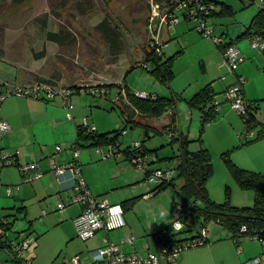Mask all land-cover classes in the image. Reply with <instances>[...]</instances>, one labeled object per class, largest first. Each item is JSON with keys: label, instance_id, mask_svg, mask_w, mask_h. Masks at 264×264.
Masks as SVG:
<instances>
[{"label": "rangeland", "instance_id": "obj_1", "mask_svg": "<svg viewBox=\"0 0 264 264\" xmlns=\"http://www.w3.org/2000/svg\"><path fill=\"white\" fill-rule=\"evenodd\" d=\"M222 1L232 5L235 14L212 17L209 19V25L214 30L213 36L221 37L220 39L226 42L247 29L253 17L262 8V3L260 0L252 4L244 0ZM156 2V0H0L2 89L8 94L16 86L45 81L53 84L60 92L64 88L81 86L87 89L111 84V81H114L116 85L112 87L110 95L84 91L75 93L71 98L74 105L73 115L77 120L84 123L87 118L100 133L114 131L126 124L122 110V98L125 96H121V102H115L120 91L118 84L128 85L131 92L136 94L146 91L169 95L175 90L184 93L188 98L178 102L177 125L193 140L190 148L198 150L202 146L199 140L202 111L190 106L188 100L198 90L213 82L217 90L216 100L233 112L228 120L225 118L226 112L222 111V108L221 111L218 110L220 112L207 123L203 133V144L205 147L207 145L210 147L214 163V173L208 181L210 195L217 202H225L227 189L230 188L233 205L252 206L255 202V191L243 189L238 185L223 155L228 154L240 167L250 166L264 174V136L244 138L242 134L246 129V123L241 113L233 108L231 101L226 99V86L235 83L238 75L228 73L227 68H220V64L224 62L223 53L213 37L199 31L196 20L188 21L181 18L175 25L163 22L156 32L152 25L154 16L158 14L161 19L165 13ZM104 20H107L114 29L113 31L111 29L113 32L111 36L99 27ZM49 32L61 33V40L58 42L50 40ZM223 32L228 36L222 37ZM152 39L162 45L165 57L176 55L173 66L175 76L171 85H165L156 79L151 72V63L149 67L144 65L146 51L150 49L149 44ZM236 44L245 57L239 65L238 72H241L246 79L243 86L246 97L248 100L258 101L257 118L264 122V50L254 48L250 36L242 38ZM202 62L205 63L206 71ZM242 68L244 71H241ZM224 75L227 76V80L224 79ZM10 99H15L12 102L20 106L29 105L31 102L26 101L27 99L43 101L34 97L10 94L2 103V110H5V105ZM50 100L52 101L48 104L59 108H55L56 118L67 119L68 108L60 94ZM171 117L170 112H166L161 117L137 116L142 123L127 124L128 133L122 135V146L126 147L132 145L134 141L145 140L153 156L156 152H160L162 156L176 152L178 143L170 144V138L164 129L171 123ZM235 119H238L241 127H238L239 124H234ZM62 121L57 126H53L50 121L45 124L46 144L52 152L58 145L65 151H70L77 138L75 123L72 126L66 123L67 120ZM256 130L258 131L259 127ZM16 145H18L16 139L11 140L7 137V133L3 136L0 133V155L1 151L6 152L2 149L3 146L7 147L6 149H16L18 147ZM22 148L15 152H24ZM96 148L92 149L97 153ZM84 149L88 148H81V151ZM122 153L124 152H121L117 158L128 166L125 171L130 174V178H140L141 183L145 184L144 187L153 186L146 179V171L136 167ZM98 155L102 158L100 154ZM2 163L3 161L0 160V165ZM175 163L174 160H161L153 165L173 166ZM244 164L246 166H243ZM12 171L19 173L17 166H14ZM23 186L27 187L25 189L27 196L34 195L31 194L34 192L31 184L27 183ZM168 190L173 194L176 193L173 188ZM48 200L50 199H46ZM14 201V198L6 196V185L1 184L0 213L3 216L11 211ZM58 202L53 200L48 204L51 206L54 203L56 207ZM18 204L20 206L23 202L19 200ZM33 212L38 213L39 209H33ZM48 216L43 219L38 218L40 232L48 228L52 214ZM192 220V218L187 220L182 231L171 230V232L176 233L177 238L191 240L192 236L199 235L203 229L201 221ZM23 225H25L24 221H19L10 231L13 239L22 233L35 239L37 233L29 234L25 228L17 229ZM204 228L212 238L215 236L224 238L229 234L214 220L209 221ZM64 237L62 227L51 225L44 234L45 247L42 250L39 248L36 253L46 260L47 264H73L72 252L86 243L78 237L71 240L68 250L64 252L68 256L67 259L62 256L57 263L50 259L52 253L50 250ZM217 245L220 264H256L259 260L264 264V245L257 238H244L240 247L234 241L227 242V240L220 241ZM201 248L202 246H196L185 251L194 250L199 253L198 250ZM48 251L50 254L47 253ZM30 254L31 251L27 255L30 257ZM10 258L8 250L0 249V264H12Z\"/></svg>", "mask_w": 264, "mask_h": 264}, {"label": "crops", "instance_id": "obj_2", "mask_svg": "<svg viewBox=\"0 0 264 264\" xmlns=\"http://www.w3.org/2000/svg\"><path fill=\"white\" fill-rule=\"evenodd\" d=\"M203 63L204 62H202V64ZM220 68H227L228 73L232 72L223 64H220ZM241 71H244L243 68ZM232 73L243 75L241 72H238V70ZM224 79L227 80L226 75H224ZM111 82L113 83L114 81ZM229 86L230 85H227L226 89ZM172 91L182 95L185 99L187 98L184 93L175 90ZM215 91L217 92L216 89ZM12 100L15 101V99H10L5 105V110H1V116L8 120L11 124L12 129L7 133V137H10L11 140L16 139V143L18 144L16 146L18 147L16 149H6L7 147L3 146L2 149H5L6 152L4 151L3 153V151H1L0 160L4 161L5 157L15 158L16 161H14L16 164H4L3 162L0 165V185H6V196L14 198L15 201L12 204L13 207L10 209L11 211L5 213L4 216L0 213V217H6L5 222L12 223V230L19 223V221H24L25 225L17 229L25 228L29 234L37 233L35 239L30 237L34 243V249L30 254V258L34 264H47L46 260L41 258L36 251L39 248L42 250L43 247H45L44 234L47 233L51 225H58L59 227H62L64 229L65 237L61 242L56 244L52 250H50V252H52L51 254L49 251L47 252L51 255V261L57 263L59 261L58 259L62 256L65 259L68 258L67 254H64V252L68 250L71 240L76 237L80 239L75 225V219L82 212L83 208L79 203H73L71 201V197L74 192L71 188L73 183V176L71 172L66 171L59 176L55 172V168L57 166L67 165L73 161V153L71 151H65L62 146L60 151H57L56 149L53 150V152L51 149L49 150L47 148L45 124L50 121L53 126H57L60 122H63L62 120H67L66 123H69L72 126L73 123H75L77 132V126L82 123H80L73 115L74 108L71 110L68 109L67 119H57L55 108H59L52 104H48V102L52 101L50 99H41L43 101L27 99L26 101L31 103L23 106L12 102ZM122 105V108H125L124 102H122ZM60 108L62 109L63 107ZM221 108L222 111L226 112L225 118L229 120V117H232L231 113L233 111L223 105ZM127 115L130 117L128 122H126ZM140 115L141 114L138 111H135L132 107H130V114L124 115L125 123L129 124L130 122H134L133 124H137L139 122L141 124L142 122L137 119V116ZM234 124H239L238 127H241L238 119H235ZM72 126L70 127L72 128ZM178 129L180 132H184L179 126ZM83 142L84 145L81 146V148L88 149L81 151L80 159L82 176L86 180L89 189L94 194L107 197L111 202L125 203L126 225L120 229L110 232H98L96 236L87 240L80 248H77L72 252V260L74 257H78L81 259L82 264H93V260L90 257V251L92 249L105 246L107 244V239L120 245L123 252L127 254H139L146 256L149 253H159L162 245V231L170 226L171 219H173V212L179 204L177 193L173 194L168 190L169 188L161 192L154 191L159 183H152L153 186L144 187L145 184L141 183V180H139L140 178H130V174L125 171L128 166L122 164L121 162L123 160H118L117 156L115 159H103L99 157L98 152L97 154L92 149L96 148V146L91 145V141ZM144 144V147L151 150L146 146L145 142ZM21 147H23L22 149L24 152L16 153L15 150L18 151ZM207 147L208 149L210 148L208 145ZM174 153L175 152L164 154L163 156L160 152H156L155 156L149 153L153 157L151 169L160 167L172 168L174 165L160 166L153 164L161 160H168L169 157L174 155ZM122 154L125 155V158L127 159V155L124 153ZM33 162L39 164L40 171L43 175L41 177L34 178L32 181L26 182L24 181L25 173L21 166ZM14 166L18 167V174H16V171H12ZM243 166L246 165L244 164ZM247 167H249L248 169L256 170V168L246 166V168ZM14 173L15 175H13ZM145 173L147 179V172ZM27 183L32 185L31 188L34 192L31 194H34L33 196H27V191H25L27 187L23 186V184ZM8 188L12 189L11 193L8 192ZM46 199H50L51 201L58 200L59 202L56 207L54 203L50 206L48 203L51 201H46ZM19 200L23 202L20 206L18 204ZM131 200H134V202L130 203ZM61 201L66 203V207L63 210H59L58 207V204ZM36 208L39 209L38 213L33 212V209ZM50 214H52V219L48 224V228H45V230L40 232L37 222L38 218L43 219V217ZM11 217L13 218L11 219ZM228 233L229 234L224 236V238L219 236L212 238L206 231L209 242L198 250L199 253L194 252V250L184 251L173 263L164 261V264H220V255L217 252V244L224 240H227V242L234 241L231 238V233L229 231ZM130 236L136 237L135 242L132 244L127 241ZM11 238L13 237L11 236Z\"/></svg>", "mask_w": 264, "mask_h": 264}, {"label": "trees", "instance_id": "obj_3", "mask_svg": "<svg viewBox=\"0 0 264 264\" xmlns=\"http://www.w3.org/2000/svg\"><path fill=\"white\" fill-rule=\"evenodd\" d=\"M156 4L160 8L168 11L175 9L177 4L181 0H156ZM204 5L209 6L210 3H213L215 8L211 9L207 17H226L233 16L235 10L232 5L223 2L222 0H200ZM252 4L256 0H244ZM203 15V13L201 14ZM185 20H194L189 17L186 13L182 14V17ZM99 27L106 32L108 36L112 35L113 27L107 20H104ZM112 29V31H111ZM158 29L156 32H158ZM111 31V32H110ZM116 32V29H115ZM261 35L264 38V6L256 13L253 17L250 25L247 29L237 36L236 38H230L228 41L224 42L219 37V41L216 42L218 48L222 53H224L228 47L236 45V43L246 36ZM222 37L228 36L226 32H223ZM49 39L53 41L61 40V33L49 32ZM155 39H152L154 41ZM152 43V42H151ZM151 43L150 49L146 51V62L144 65L149 67L151 63L152 69L151 72L156 77L157 80L162 82L165 85H171V82L175 76L174 73V59L176 55L170 57H165L162 45L155 44L152 46ZM158 48H161V53L158 52ZM154 65V66H153ZM205 70V66L203 63ZM45 82V81H43ZM49 83V82H48ZM116 85L112 84H103L100 86H105L109 89ZM120 91L118 97L115 99V102H125V108H122L123 114H130V107L135 111H138L141 115L144 116H156L161 117L166 112H170L172 115V121L170 124L164 127L165 131H168V128H172L174 131L173 137L170 139V144L178 143V150L174 153L173 156L169 157L168 160H175L176 164L173 168L176 170L175 177L169 181L159 184L154 191L161 192L168 188H173L179 198V203L184 205L188 212V219L192 218L194 220H199L202 222L203 230H206V224L209 221L218 222L224 229L231 233V238L235 241L238 247L241 246V243L244 238H264V174L261 172L249 170L237 165L228 154H223L224 159L231 170L232 175L237 181L238 185L243 189H253L255 191V202L252 206H236L232 204L231 201V190L227 189V200L225 202H217L211 198L210 191L208 188V181L214 173V163L211 151L204 146L203 144V133L205 131L207 123H209L213 118L216 117L218 110L214 105L216 100V91L213 86V82L207 84L205 87L200 89L195 93L193 97L188 100V103L192 107H197L202 111V127L199 140L201 141V148L198 150H192L190 148L192 140L189 138V135L180 132L177 125L178 119V110L177 104L181 99H185L182 95L172 91L170 95H161L156 93L157 97L153 98H142L139 97L136 93H132L128 85L118 84ZM81 86L72 87L75 90V93H80ZM109 95V92H107ZM38 99L49 100L51 98L42 97ZM124 100V101H123ZM250 102V111L249 115H242L245 123L246 129L256 131V138H261L264 136V122H261L257 118V112L259 110L257 100H249ZM113 108H115L113 106ZM126 122L130 120V117L127 115ZM138 124H140L138 122ZM127 123L125 126L116 129L111 132H88L84 127V123L77 126V139L72 145V147H80L84 145L83 139L85 141H91V145L97 146H106L110 144H116L118 146L119 154L124 152L127 155V158L131 160V146L128 145L123 147L122 135L127 129ZM259 127V130L256 129ZM255 139V138H254ZM253 140V139H252ZM142 142V150L145 153H151V150L144 147L145 140ZM248 142V141H247ZM8 158V157H7ZM12 159V164L15 163V158ZM15 160V161H14ZM5 164V163H4ZM16 164V163H15ZM134 202V200H131ZM125 209V203H122ZM6 217H0V226L3 227L7 232L12 230V223L2 222V219ZM187 223V222H186ZM246 227L247 230L243 231V227ZM185 228V227H184ZM202 231L199 235L192 236L191 239L198 238L201 236ZM170 237L176 242L185 241V239L177 238L176 233L170 235ZM11 236L8 235L7 238L0 240V248L10 250V241ZM207 239V243H208Z\"/></svg>", "mask_w": 264, "mask_h": 264}, {"label": "built area", "instance_id": "obj_4", "mask_svg": "<svg viewBox=\"0 0 264 264\" xmlns=\"http://www.w3.org/2000/svg\"><path fill=\"white\" fill-rule=\"evenodd\" d=\"M264 6V0H260ZM159 6V5H157ZM213 3L209 6L204 5L200 0H181L174 10H164L165 13L160 19V24L166 22L169 25H175L180 22L182 14L186 13L189 17L193 18L198 22L197 28L199 31L204 33L206 36L213 37L216 42L219 41V37L213 36L214 30L210 28L209 19L207 17L211 9H214ZM203 13V15H201ZM161 16V15H160ZM252 45L254 48H262L264 50V38L261 35H254L251 37ZM158 42V41H157ZM157 42L152 41V46H155ZM159 44V43H158ZM161 45V44H160ZM162 49L158 48V52L161 53ZM224 66H227L232 72H236L239 69V65L243 62L245 57L242 55L240 48L237 45H232L223 53ZM246 79L243 75H238V80L231 84L225 92L226 99L231 101L234 109L239 111L241 115L248 116L250 111V102L244 93V84ZM3 83H0V133L3 135L8 133L12 128L8 120L1 116L2 103L5 101L7 96L10 94L29 96L34 98L48 97L53 98L57 94H60L65 106L71 110L74 108L71 102L72 96L75 94V90L72 88H64L60 92L57 88L48 82L37 81L31 84L19 85L8 94H5L2 89ZM92 92L93 94H107L111 92V89L97 85L92 88H80L81 92ZM142 98H153L157 97L156 93H148L146 91H140L137 93ZM216 110H220L222 107L221 102L218 100L214 101ZM84 127L88 132L96 131V126H92L88 119L85 118ZM127 130L124 131V134ZM167 134L171 139L174 135L172 128H168ZM255 130L245 129L242 136L244 138L255 137ZM131 146V162L136 167L143 169L147 172V180L150 183H164L171 181L175 175L176 170L167 167L152 168L151 162L153 157L145 153L142 150V142L134 141ZM57 151H60L62 147L58 145ZM70 151L73 153V161L67 165L57 166L55 168L56 174H60L69 171L73 176V183L71 185L73 195L71 201L73 203H79L82 206V212L76 217L75 225L79 237L82 240H89L96 236L100 231L110 232L113 230L120 229L126 225L125 209L122 203L111 202L107 197L99 196L94 194L88 187L86 180L82 176L81 167V148L71 147ZM97 152L102 156L103 159L116 157L119 155L118 146L116 144H110L106 146H97ZM5 164H12V159L5 157ZM24 171V181L29 182L34 178L41 177L43 173L40 171L38 163H27L21 166ZM34 171V172H33ZM12 189L8 188V192L11 193ZM148 197V195H147ZM59 210H63L66 207V203L61 201L58 204ZM188 212L184 205L179 203L173 212V221L168 228L162 231V245L159 253H149L146 256L139 254H127L123 252L120 245L111 242L107 239V244L90 251V257L93 260V264H164V261L173 263L185 250L203 246L207 244L206 231L203 230L201 236L188 241L176 242L170 235L174 233L171 230L182 231L188 220ZM5 218L2 219V222ZM180 225V227H175ZM243 231L247 228L244 226ZM22 233V232H21ZM10 232H7L3 227L0 226V240L7 238ZM264 245V238H258ZM136 240L135 236L128 237L129 243H134ZM11 263L12 264H34L32 259L27 255L28 252L34 249V243L31 238L22 233L17 238L11 239L10 241ZM73 264H82V261L78 257L73 258ZM256 264H262L261 260Z\"/></svg>", "mask_w": 264, "mask_h": 264}, {"label": "water", "instance_id": "obj_5", "mask_svg": "<svg viewBox=\"0 0 264 264\" xmlns=\"http://www.w3.org/2000/svg\"><path fill=\"white\" fill-rule=\"evenodd\" d=\"M159 24H160V18H159V15L156 14V15L154 16L153 24H152L153 27H154V30H157V29H158Z\"/></svg>", "mask_w": 264, "mask_h": 264}, {"label": "clouds", "instance_id": "obj_6", "mask_svg": "<svg viewBox=\"0 0 264 264\" xmlns=\"http://www.w3.org/2000/svg\"><path fill=\"white\" fill-rule=\"evenodd\" d=\"M175 227H177V228H178V227H180V225H176Z\"/></svg>", "mask_w": 264, "mask_h": 264}]
</instances>
